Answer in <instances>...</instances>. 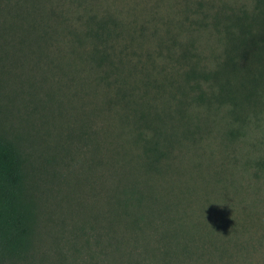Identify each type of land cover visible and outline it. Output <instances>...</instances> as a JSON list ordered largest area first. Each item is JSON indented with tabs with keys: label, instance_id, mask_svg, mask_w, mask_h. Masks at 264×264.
<instances>
[{
	"label": "rangeland",
	"instance_id": "rangeland-1",
	"mask_svg": "<svg viewBox=\"0 0 264 264\" xmlns=\"http://www.w3.org/2000/svg\"><path fill=\"white\" fill-rule=\"evenodd\" d=\"M49 1L79 16H112L122 23L125 41L132 46L127 64L130 72H136L130 75V83L136 86L138 101L166 116V124L177 106L185 103L184 120L177 130L184 136L175 139L168 173L159 179L147 178L150 191L173 207L170 214L162 207L164 213L159 209L157 217L180 215L192 226L199 221L224 223L231 241L226 246L239 253L236 264H264V78L254 88L246 86L243 92L250 94L251 101L240 100L235 116L230 103L194 100L201 91L206 97L208 86L201 83L200 89L188 91L182 75L196 60L208 70L225 65L229 15L251 13L255 0ZM16 34L17 25L0 10V131L16 141L25 159V192L32 220L31 248L16 264H93L95 260L106 264L103 255L92 252L95 247H87L77 237L80 226L101 227L99 218L105 215L100 211L109 203L100 185L110 180L106 169L100 176V170L92 166L94 146L76 136L84 126L74 123V118L77 110L86 111L92 119L85 128L99 135L100 129L116 133L122 124V132L116 135L122 133L129 142L131 122L125 114L131 103L112 106L103 115L104 101L115 98V90L95 85L90 78L88 83L81 80L77 84L80 99L73 95L69 71L66 76L48 73L43 84L37 73L41 68L28 59L26 45H20L22 53L17 52ZM27 60L37 69L29 70ZM24 65L28 70L22 69ZM21 75H26L24 81ZM237 80L234 77L231 83ZM64 82L70 85L64 89L67 96L57 90L48 100L49 88ZM117 146H129L124 157L121 150L114 153L120 165L138 151L129 143ZM134 176L145 181L140 171ZM217 231H213L215 237Z\"/></svg>",
	"mask_w": 264,
	"mask_h": 264
},
{
	"label": "trees",
	"instance_id": "trees-1",
	"mask_svg": "<svg viewBox=\"0 0 264 264\" xmlns=\"http://www.w3.org/2000/svg\"><path fill=\"white\" fill-rule=\"evenodd\" d=\"M0 10L9 13L17 25V52H21L20 45H26L28 59L33 58L34 64L41 68L37 73L43 84L50 75L66 76L69 71L74 82L73 95L77 94L80 99L82 93L77 84L81 80L88 83L90 78L95 85L115 90V98L104 101L103 115L112 106L131 103L125 114L131 122L129 142L123 139L122 133L116 135L122 132V124L116 133L111 129L105 134L100 129L99 135L98 131L88 132L85 128L92 119L85 115L86 111L75 113L74 123L84 126L76 136L88 139V145L94 146L92 166L100 170V176L106 171L110 180L100 185L109 203L104 212L100 211L105 215L99 218L101 227L80 226L79 241L87 247L91 245L92 249L95 247L92 252L103 255L106 264H236L239 253L227 248L226 243L231 241L230 234L224 231L227 228L224 223L199 221L192 226L185 217L179 218L180 215L172 218L156 215L159 209L164 213L162 207L170 214L173 207L166 205L167 200L156 191H150L147 178L159 179L168 173L171 149L184 136V132L180 134L177 130L184 120L185 103L177 106L175 113L179 118L174 113L171 122L166 124V116L138 101L136 86L129 80L136 72H130L127 64L132 46L125 41L122 23L112 16H79L49 0H0ZM228 22L225 65L208 70L196 60L182 75L188 91L200 89L201 83L208 86V95L205 97L201 91L194 100L203 104L230 103V113L236 116L242 104L240 100L251 101L250 94L243 92L248 90L246 86L254 88L264 78V0H255L251 13L229 15ZM27 63L29 70L37 69L30 61ZM22 69L28 70L25 65ZM22 76L24 81L26 75ZM234 77L238 80L232 84ZM69 87L65 82L50 87L47 99L52 101L57 90L67 96L64 89ZM119 143H129L138 150L129 162L123 159L121 165L114 153L119 154L121 150L124 157L129 146L122 149L117 146ZM137 171L144 173L145 181L134 176ZM25 185V159L20 148L0 131V264H16L31 248L32 220ZM215 230H219L218 237L214 236ZM93 264H97L96 260Z\"/></svg>",
	"mask_w": 264,
	"mask_h": 264
}]
</instances>
